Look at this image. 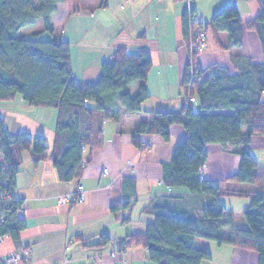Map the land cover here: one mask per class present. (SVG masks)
Wrapping results in <instances>:
<instances>
[{
	"label": "trees",
	"instance_id": "trees-1",
	"mask_svg": "<svg viewBox=\"0 0 264 264\" xmlns=\"http://www.w3.org/2000/svg\"><path fill=\"white\" fill-rule=\"evenodd\" d=\"M258 1L259 13L254 19L242 20L236 2L232 1L203 24L206 33L209 27L216 32L226 31L229 49L244 46L246 30L257 33L263 60L234 57L235 73L217 64L199 66L198 49L190 43L197 40L196 28L204 22L199 19L198 24L193 19L197 15L193 7L184 11L183 36L191 61L182 78L183 98L195 96L198 109L195 110L193 101L171 112L147 111L142 107L151 95L146 80L153 62L148 49L135 51L120 46L112 59L102 64V73L95 81L79 83L73 73L70 43L55 33L51 21L64 0H40L37 4L35 0H0V100L20 95L31 106L58 109L56 140L50 158L62 180L68 182L82 174L86 164L84 152L103 148L104 124L117 119L120 112L128 116L147 115L131 133L133 144L140 149L150 148L149 142L143 140L144 135L159 134L169 140L173 124L185 126L187 135L176 143L171 162L164 164V182L169 187L187 188L194 196L204 195L207 204L191 210L181 202L155 200L150 207L155 222L144 233L128 235L122 241L143 245L157 264H201L209 259L210 252L197 247V238L255 250L259 264H264V165L249 147L254 135H264V0ZM39 21L38 31L24 33ZM44 33L51 38L44 39ZM138 80L141 83L133 94L129 87ZM216 142L240 155L239 169L228 181L247 183L250 189L217 186L207 176L204 180L200 178L199 168L207 163L206 145ZM0 145L12 165L13 191L24 151H32L34 161L47 157L42 136L32 139L23 132L9 141L1 114ZM240 196L250 199L243 211L244 227L236 226L233 210L223 203L224 197ZM121 207L116 205L113 209ZM16 213L0 224L1 236L8 234L17 239L25 227V221ZM225 227L230 229L228 235ZM108 241L110 237L103 234L100 244Z\"/></svg>",
	"mask_w": 264,
	"mask_h": 264
},
{
	"label": "crops",
	"instance_id": "crops-1",
	"mask_svg": "<svg viewBox=\"0 0 264 264\" xmlns=\"http://www.w3.org/2000/svg\"><path fill=\"white\" fill-rule=\"evenodd\" d=\"M232 1L236 2L242 20L254 19L259 13L258 0H196L192 7L199 19L208 22ZM72 3L71 10L62 7L63 12L55 13L51 21L55 33L70 43L73 73L79 83L95 81L102 73V64L111 60L120 46L135 51L148 49L153 62L146 80L151 95L143 102V109L172 112L182 108V78L189 60L182 21L188 4L181 0H73ZM39 28L24 30V33L31 34ZM46 34L42 37L50 39ZM244 34V46L229 49L226 48L229 34L209 27L208 48L198 55L199 66L217 64L235 73L234 57L262 61L257 33L246 30ZM140 83L138 80L130 85V92L136 94ZM87 103L95 106L93 101ZM193 105L197 110L198 102ZM58 113L55 107L31 106L20 95L0 100V114L9 141L26 132L32 139L42 136L47 145V157L43 160L34 161L32 151L25 150L22 154V164L13 184L20 205L16 214L25 221V227L19 231L17 239L6 234L0 242V252L7 255L29 248L31 259L27 264H116L123 259L127 264H157L143 245L122 241L128 235L144 233L147 226L155 222L150 210L155 200L181 202L191 210L207 204L204 195L194 196L187 188L169 187L164 182V164L171 162L176 143L187 135L185 126L173 124L169 140L159 134L144 135L143 140L149 142L150 148L140 149L133 144L131 133L147 115L128 116L120 112L117 119L104 124L103 148L93 152L86 150L82 174L67 182L61 179L50 158ZM255 137L262 144L264 135H254L249 144L258 162L264 165V145L253 147ZM205 151L207 179L213 184L251 188L247 183L229 184L233 181L227 179L238 171L239 160L229 157L232 152L221 143H209ZM210 154L214 158L208 162ZM220 159H224V163L231 159L232 164H224L222 170H217ZM79 184H83L87 192L86 200L59 202L61 196L76 195ZM249 202L250 199L243 196L223 198L226 208L234 212L237 227L246 225L243 211ZM116 205L123 207L114 210ZM229 232L225 227V234ZM103 234H107L110 241L100 244ZM196 245L211 255L201 264H259L255 250L208 243L202 238L196 239Z\"/></svg>",
	"mask_w": 264,
	"mask_h": 264
},
{
	"label": "built area",
	"instance_id": "built-area-1",
	"mask_svg": "<svg viewBox=\"0 0 264 264\" xmlns=\"http://www.w3.org/2000/svg\"><path fill=\"white\" fill-rule=\"evenodd\" d=\"M189 5V8H192V3L195 0H185ZM193 19L200 24V20L198 16H194ZM202 25L196 28L197 30V40H191L190 46L192 48H197L198 51H202L203 48L207 47V35H206V24L203 21ZM195 101V96H190L188 98H182V107L183 105H187L190 102ZM208 170V164L203 163L199 168V175L202 180L206 178V172ZM12 165L8 161L6 152H4L2 146L0 145V224L5 223L8 219H10L15 211L17 212L19 208V199L14 194L13 188L11 187V179H12ZM78 192L76 195H65L59 198L60 203H73L84 201L87 198V192L84 190L83 184H79ZM4 240V236L0 235V242ZM31 259V249L25 250H17L7 255H4L0 252V264H27ZM68 259V257H67ZM116 264H127L126 260H118Z\"/></svg>",
	"mask_w": 264,
	"mask_h": 264
},
{
	"label": "rangeland",
	"instance_id": "rangeland-1",
	"mask_svg": "<svg viewBox=\"0 0 264 264\" xmlns=\"http://www.w3.org/2000/svg\"><path fill=\"white\" fill-rule=\"evenodd\" d=\"M37 2H39V0H36ZM72 1L73 0H67L66 1V3L64 4V2H62V4L60 3V5L58 6V15H60L62 12H63V8H64V6L65 7H68L70 10H71V8H73V4L74 3H72ZM75 1V0H74ZM181 1H183L184 3H186V1L185 0H181ZM187 4V3H186ZM63 7V8H62ZM62 10V11H61ZM61 11V12H60ZM60 12V13H59ZM36 27H34V26H31V27H29L28 29H26V31H29V30H34L35 28H37V27H39L40 26V28H41V24H40V21L35 25ZM60 29H62V27L60 28ZM59 28H57V30L58 31H61ZM46 35H50V34H46ZM206 35H207V33H206ZM208 36V35H207ZM188 47V46H187ZM208 48V37H207V47L206 48H203V50H206ZM188 49H189V47H188ZM202 50V51H203ZM202 51H198V55L200 54V53H202ZM198 57V56H197ZM189 60H188V62H190L191 61V58H190V51H189ZM187 62V63H188ZM187 65V64H186ZM186 68V67H185ZM262 97H263V100H264V92H263V94H262ZM259 135H262V134H259ZM257 137H255V140H254V146L253 147H256V148H259L260 146H262V145H264V143H262L261 144V142L260 141H257V139H256ZM230 147H233V146H230ZM231 155H228L229 157L231 156V158H233L234 156L236 157V158H238V160H240V155H237V154H235V153H230ZM227 156V157H228ZM212 157L214 158V156H213V154H210L209 155V157H208V162H210L211 161V159H212ZM231 159H228L225 163H224V159H220L219 160V162H217V166H216V168L215 169H220V170H222V168H223V165L225 164L226 166H230L232 163H231V161H230ZM238 165H239V161H238ZM208 171V170H207ZM207 172H206V176H207ZM227 181H228V179H227ZM229 181H231V180H229ZM223 184V183H222ZM229 184H231V185H235V184H239V183H237V182H231V183H229ZM223 185H226V183L225 184H223ZM227 186V185H226ZM247 190V189H246ZM6 241H8V240H6ZM208 241V243H210V241H212V242H215V243H217L215 240H213V239H210V240H207ZM218 244V243H217Z\"/></svg>",
	"mask_w": 264,
	"mask_h": 264
}]
</instances>
